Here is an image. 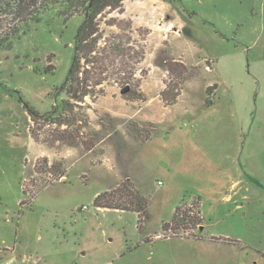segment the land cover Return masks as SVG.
<instances>
[{
	"label": "rangeland",
	"instance_id": "374dc122",
	"mask_svg": "<svg viewBox=\"0 0 264 264\" xmlns=\"http://www.w3.org/2000/svg\"><path fill=\"white\" fill-rule=\"evenodd\" d=\"M63 11L18 34L0 16V264H264V0L106 11L99 38L137 52L145 99L127 102L111 75L104 95L75 105L68 133L51 122L84 18ZM172 62L188 79L165 107ZM126 188L148 197L144 234L137 214L94 206ZM177 207L185 226L163 230Z\"/></svg>",
	"mask_w": 264,
	"mask_h": 264
},
{
	"label": "trees",
	"instance_id": "16d2710c",
	"mask_svg": "<svg viewBox=\"0 0 264 264\" xmlns=\"http://www.w3.org/2000/svg\"><path fill=\"white\" fill-rule=\"evenodd\" d=\"M125 1L127 0H0V16L14 22L17 21L20 25L17 34L29 24L41 22L43 16L57 6L64 7L62 17L65 22H69L75 16L84 18L76 36V53L69 75L62 86V92L68 99L62 102L61 111L58 110L53 115L55 121L51 122L65 127L64 133L70 132L77 121L75 105L83 104L86 98L104 95L106 93L105 83L111 75L116 77V83L123 88V95L127 102L145 99L140 92L141 81L136 77V65L140 63L137 52L125 54L120 45L114 46L108 41L102 42L99 38V17L108 10L114 11L122 8ZM119 37L113 39L119 40L121 39ZM1 47L5 48L3 45ZM166 70L171 80L166 83L165 89L161 92V101L165 107H170L178 102L183 84L188 79L186 77L188 69L182 62H172ZM20 100L22 101V98ZM25 105L31 118L36 119L40 116L29 104ZM48 119L47 121H50L52 118ZM146 138L149 140V137ZM126 185H130V182H126ZM23 193L27 195L26 191ZM94 206L102 210H118L137 214L139 218L137 228L140 234L145 233L146 226L151 220L148 212V197L136 188L118 189L99 194L94 200ZM183 221L184 217H180V208L177 207L171 222L163 223L162 229L165 231L167 228L171 231H173L172 228L180 230L179 227L185 226L181 224ZM203 221L201 212L196 214L194 221L192 219L194 227H200ZM183 228L182 230L186 227ZM212 240L222 241V238H212Z\"/></svg>",
	"mask_w": 264,
	"mask_h": 264
},
{
	"label": "crops",
	"instance_id": "0c3cea01",
	"mask_svg": "<svg viewBox=\"0 0 264 264\" xmlns=\"http://www.w3.org/2000/svg\"><path fill=\"white\" fill-rule=\"evenodd\" d=\"M237 183H238V182H236V183L234 184V186H233V189H235V190H236L237 187H238V186H237ZM98 195H99V194H98ZM98 195H97V196H98ZM97 196H96V197H97ZM233 198H234L233 195H228V196H226V200H233ZM237 207H238V206H237ZM164 223H167V221L164 222ZM200 229H202V225L200 226ZM211 238H217V237H211ZM209 241H210V240H209ZM143 242H144V241H143ZM143 242H141V243H143ZM147 242H153V240H148V241L145 240V243H147ZM145 243H143V244H145Z\"/></svg>",
	"mask_w": 264,
	"mask_h": 264
}]
</instances>
